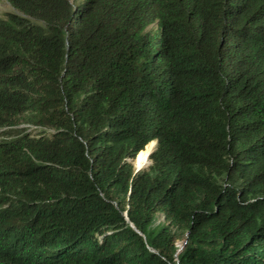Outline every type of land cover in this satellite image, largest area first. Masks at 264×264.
Returning <instances> with one entry per match:
<instances>
[{
    "label": "trees",
    "instance_id": "trees-1",
    "mask_svg": "<svg viewBox=\"0 0 264 264\" xmlns=\"http://www.w3.org/2000/svg\"><path fill=\"white\" fill-rule=\"evenodd\" d=\"M3 1L0 264H264V0Z\"/></svg>",
    "mask_w": 264,
    "mask_h": 264
},
{
    "label": "rangeland",
    "instance_id": "rangeland-1",
    "mask_svg": "<svg viewBox=\"0 0 264 264\" xmlns=\"http://www.w3.org/2000/svg\"><path fill=\"white\" fill-rule=\"evenodd\" d=\"M12 11V8H11V6L9 5V3L8 2H5V1H1L0 2V16H2V14H4V13H6V12H11ZM153 142H157V141H153ZM148 145V144H147ZM156 147H157V144H156ZM156 147H155V149H156ZM154 149V150H155ZM154 150H153V152H154ZM139 154V153H138ZM138 154L136 155V156H138ZM136 158V157H135ZM134 158V165H135V159ZM149 160H150V157H149ZM150 162H151V160H150ZM151 164V163H150ZM149 164V165H150ZM149 165H147V168L149 167ZM147 168H145V169H147ZM144 169V170H145ZM135 171H136V166H135ZM166 222V220H165V218H164V216L163 215H160V216H158V218H157V224H160V223H165ZM179 236H180V238L178 239V241L176 242V246H177V248H178V253L179 252H181L184 248H185V246H186V244H187V240H185L186 239V237L185 236H183L182 234H179Z\"/></svg>",
    "mask_w": 264,
    "mask_h": 264
},
{
    "label": "bare ground",
    "instance_id": "bare-ground-1",
    "mask_svg": "<svg viewBox=\"0 0 264 264\" xmlns=\"http://www.w3.org/2000/svg\"><path fill=\"white\" fill-rule=\"evenodd\" d=\"M156 147V143L155 142H151L149 145H147L146 149H145V154L144 155H138L137 156V161L135 162V166H141V167H146L149 163V154L150 152H152Z\"/></svg>",
    "mask_w": 264,
    "mask_h": 264
},
{
    "label": "water",
    "instance_id": "water-1",
    "mask_svg": "<svg viewBox=\"0 0 264 264\" xmlns=\"http://www.w3.org/2000/svg\"><path fill=\"white\" fill-rule=\"evenodd\" d=\"M156 144H157V142H156ZM152 153H153V151L150 152L148 158L151 156ZM135 159H137V156H136ZM135 161H137V160H135ZM150 163H151V162L149 161L148 165H149ZM145 168H147V166H146V167H141V166L138 165V166H136V171H135V173H139V172L143 171ZM124 217H125V220L128 221L127 213L124 214Z\"/></svg>",
    "mask_w": 264,
    "mask_h": 264
}]
</instances>
